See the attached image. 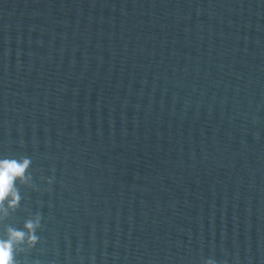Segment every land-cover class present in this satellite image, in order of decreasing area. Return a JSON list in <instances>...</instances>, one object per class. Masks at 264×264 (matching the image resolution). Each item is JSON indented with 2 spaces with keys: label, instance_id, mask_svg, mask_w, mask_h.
Here are the masks:
<instances>
[{
  "label": "water",
  "instance_id": "obj_1",
  "mask_svg": "<svg viewBox=\"0 0 264 264\" xmlns=\"http://www.w3.org/2000/svg\"><path fill=\"white\" fill-rule=\"evenodd\" d=\"M0 155L19 264H264V0H0Z\"/></svg>",
  "mask_w": 264,
  "mask_h": 264
},
{
  "label": "clouds",
  "instance_id": "obj_2",
  "mask_svg": "<svg viewBox=\"0 0 264 264\" xmlns=\"http://www.w3.org/2000/svg\"><path fill=\"white\" fill-rule=\"evenodd\" d=\"M31 165L32 159L28 156L0 155V223L10 210L19 206L21 195L17 182L31 186L32 176L28 172ZM53 182L54 177L46 180L48 184ZM40 226L41 216L36 214L24 222L23 230L11 226L3 228L0 232V264H19L16 257L22 247L33 248L39 243L36 231ZM201 264H218V261L214 257H206L202 258Z\"/></svg>",
  "mask_w": 264,
  "mask_h": 264
}]
</instances>
